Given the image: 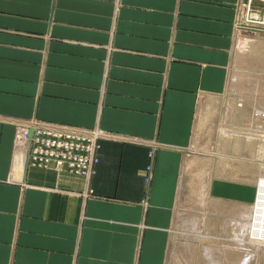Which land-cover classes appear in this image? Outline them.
I'll return each instance as SVG.
<instances>
[{
	"label": "crops",
	"instance_id": "1",
	"mask_svg": "<svg viewBox=\"0 0 264 264\" xmlns=\"http://www.w3.org/2000/svg\"><path fill=\"white\" fill-rule=\"evenodd\" d=\"M243 1L0 0V264H172L182 171H211L214 202L252 195V175L213 174L250 171L228 160L251 155L217 102ZM32 122L113 138L86 178L18 151L16 133ZM226 124L231 141L218 133ZM192 144L202 151L193 161Z\"/></svg>",
	"mask_w": 264,
	"mask_h": 264
},
{
	"label": "rangeland",
	"instance_id": "2",
	"mask_svg": "<svg viewBox=\"0 0 264 264\" xmlns=\"http://www.w3.org/2000/svg\"><path fill=\"white\" fill-rule=\"evenodd\" d=\"M239 7L240 10L236 20L234 59L227 70L225 90L223 91L219 99H217V102H219L220 105L226 107L229 110V113H231L232 115V121L233 116H237L235 118V130L240 129L243 133H245L243 137L245 141V149H243V152L244 154L247 153L251 155H246L247 157L244 160L241 159L242 157H239L240 154H238L237 152L234 153V158L229 157L228 160H236V164L248 163V165L254 164V166H264V110H258L259 105L264 108V0H244L240 3ZM239 96H242L243 99H245V101L247 102L246 105H243V107L246 108L245 115L248 114L251 116V121L254 124V127H252L251 129H254V131L250 129L251 123L248 116L244 117L243 120L242 118H238L240 112L238 110L242 109V106L240 108L236 106L237 104L242 105V102H238L239 100H237V97ZM244 124L246 126H244ZM225 126H219L218 133L231 141L234 139V135H230L227 133L225 134L228 125L226 124ZM249 134L253 137V139H255V147L254 143L252 146L250 145V147L246 144V139ZM258 143H261L262 147H259ZM230 145L231 144H229V146ZM156 147L153 148V157L156 156ZM198 153H202V151L194 144H192L191 148L187 150V154L192 161L196 156H199V158L201 157L200 155H198ZM230 153L231 151L228 152V155H230ZM223 162L225 164L226 160H224ZM192 165H194V163ZM201 172L203 174H200ZM240 172H242V170L213 171V174H218L220 180H226V178H228L229 180L233 179L235 180V183L240 184L241 182H244L238 180L240 179ZM205 173H207V175ZM204 175L210 177V180H212L211 171H182L183 177L181 176V180H185L183 184L187 187V192L179 193L178 191V194L175 198V208L173 213L174 218L171 225L170 262L172 264L174 262H177L179 264H207V262H205L200 255L199 243L193 244V246L191 247L189 246L190 249L187 250H190V252L187 251L186 247L182 245L184 244V242H186V244L190 243V241H188L189 239L185 238L184 235H182L184 234L182 232L180 221L182 214L196 213L202 214L203 216L208 217L210 220L211 218H213L214 220L212 219L211 221L213 222L214 226L211 229L214 230V228L216 227V230H214V232L210 231V233L207 232V234H213V236L217 237L215 239L216 241H214L213 239L209 240L207 238L208 240L202 239V243L200 242V244L213 245L223 248V246H226L225 240L220 241L219 239L220 237H223V235L225 237V233H223V231H221L220 229H226L224 230V232L228 233L230 228L233 226L232 223L228 220L233 217H243L242 214L244 212V209L247 210V208L250 207L248 209L256 208L262 210L260 217L257 219L263 225L262 233L260 235H256L254 233L250 234L251 232H248L249 235L246 237L245 244H243L244 247L242 248H239L238 244L235 245L231 242V244H228L227 241V250L224 248L227 253L229 252L228 254L226 253L228 256L225 255V257L228 259L226 261V264H236L237 262H239L237 260H240L243 254H250V257L247 259L245 264H264V247H254L256 243H264V192H259V196H257L256 191L257 187L259 188V186L262 187V185H264V177L262 179H252L251 177H246L245 181L251 183V186L253 185L252 191H250L251 193H253L250 197H239V199H235V201H232L234 199L230 196L219 195L218 200H220V202H214L210 199L211 196L208 190L205 194V197L203 198L204 207L202 209H198L199 207L197 205L201 200L199 195L197 196V192H199L198 184L204 178ZM181 180L179 187L182 185ZM194 194L197 196L196 198H194ZM226 197L232 202H223L222 200H227ZM243 204H245L246 206H243ZM255 204L257 206H255ZM256 209H253L254 211H251L250 214L255 212ZM250 214L246 216H250ZM246 218L254 220L252 216ZM225 220L228 223H225ZM229 222L232 226L229 224ZM223 224H225V226L222 227ZM227 233L226 238L229 235V238L233 235L231 233V230L229 232L230 234ZM221 243L224 245H222ZM232 244L234 247L232 246ZM237 245L238 247H235ZM186 253H188L189 255Z\"/></svg>",
	"mask_w": 264,
	"mask_h": 264
},
{
	"label": "built area",
	"instance_id": "3",
	"mask_svg": "<svg viewBox=\"0 0 264 264\" xmlns=\"http://www.w3.org/2000/svg\"><path fill=\"white\" fill-rule=\"evenodd\" d=\"M112 135L98 127L83 128L52 123L32 122L18 129L16 139L24 141L28 159L34 165L65 169L75 175L90 177L99 162L103 140ZM153 151L149 156L153 157ZM147 167L145 181L152 180Z\"/></svg>",
	"mask_w": 264,
	"mask_h": 264
},
{
	"label": "bare ground",
	"instance_id": "4",
	"mask_svg": "<svg viewBox=\"0 0 264 264\" xmlns=\"http://www.w3.org/2000/svg\"><path fill=\"white\" fill-rule=\"evenodd\" d=\"M258 110H260V109H258ZM106 133H108V132H106ZM241 136H242V132L241 131L235 132V137H241ZM250 137H252V136H250ZM235 142H236V146H239V145H241L242 140L237 139V140H235ZM250 144L252 146L253 142H250ZM17 146H18V148H17L18 151H21L20 153H22L23 150H24L23 148L25 147L24 141H18L17 142ZM236 167L240 168V169H242V168L249 169L250 171H242V172H245L246 174L252 175L253 178L262 179L264 177V171H260L259 170V169H264V168H261V166H259V165H255L254 166V164L253 165L252 164L248 165V163L247 164L241 163V164H236ZM205 174L207 175V173H205ZM206 175L203 176L204 178L198 184V186H199L198 191L199 192H197L198 193L197 196L199 195V197L201 198V200L199 201V204L197 205L199 207L198 209H202L204 207L203 198L205 197L206 192L209 190V185H210V181L209 180L211 178L208 177L209 174H208V176H206ZM184 181H185L184 179L181 180V184L182 185L179 187V193H186L187 192V187L183 184ZM197 196L195 195L194 198H196ZM194 203H195V201H194ZM192 207H194V206H192ZM248 208H250V207H248ZM248 208H247V210L244 209V212L242 214L243 217H241V216L238 217V218L233 217L230 220H228L233 225L232 226L231 223L229 222V224L232 226V227L230 226L231 227L230 230H231V233L233 234L230 238H229L230 235L226 238V233L227 232H224V230H226V229H223V230H222V228L220 229L221 231H223V233H225V237L223 235V237H220L219 240L220 241L225 240L226 244L224 242L223 243L226 246L228 244L233 243L235 245L238 244L239 248H242V247H244L243 244H245L246 237L249 235L248 232H251L250 234L254 233L256 235H260L262 233L263 225L257 220L260 217V214L262 213V210L253 208V209H256V210H255V212L250 214V212L254 211V210L253 209H248ZM248 214H250V216H246ZM251 216L254 218V220L246 218V217H251ZM212 219L213 218H211V220ZM211 220L208 217L203 216L202 214H196V213L182 214L181 220H180L181 221L182 232L184 233L182 235H184V237L188 238L189 239L188 241H190V243L186 244V242H184V244H182V245L185 246L186 250H187V249H190V247L193 246V244L199 243L200 255L203 258V260L205 262H207V264H226V261L228 259L225 257V255H227L229 253V252L227 253V251H226L227 250L226 246H223V248H221V247H217V246H213V245L200 244V242L202 243V241H201L202 239H206V240H208V239L212 240L213 239L214 241H216L215 239L217 237L213 236V234L212 235H208L207 234V232L210 233V231L214 232V230H216L215 229L216 227L214 228V230L211 229L214 226L213 222ZM216 223H214V224H216ZM225 223H228V222L226 221ZM223 226H225V224H223L222 227ZM230 230H229V232H230ZM216 232H218V231H216ZM227 241H228V244H227ZM224 244H222V245H224ZM233 244H232V246H233ZM238 245L235 246V247H238ZM254 247L255 248L256 247L257 248H259V247L263 248L264 247V243H262V244L256 243V245ZM182 250H183V248H182ZM187 251L190 252V250H187ZM188 253H186V254H188ZM251 255H253V254H251ZM249 257H250V254H243V256H241V259L237 260V261H239L237 263L238 264H245Z\"/></svg>",
	"mask_w": 264,
	"mask_h": 264
}]
</instances>
